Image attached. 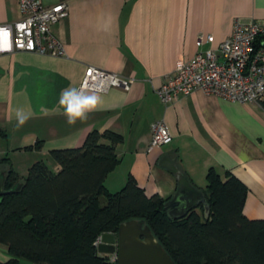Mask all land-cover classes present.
Here are the masks:
<instances>
[{
  "label": "crops",
  "instance_id": "1",
  "mask_svg": "<svg viewBox=\"0 0 264 264\" xmlns=\"http://www.w3.org/2000/svg\"><path fill=\"white\" fill-rule=\"evenodd\" d=\"M42 2L68 5V16L52 27L65 56L0 55V180L6 179L10 165L21 177L38 162L58 172L54 151L82 147L93 131H112L124 141L116 147L120 163L105 181L110 193L120 192L133 178L147 196L172 200L178 181L167 167L174 160L201 192L211 169L223 179L235 176L249 190L244 215L264 220V107L202 90L167 105L156 93L179 63L190 62L201 50L217 51L231 37L235 20H264V0ZM21 17L18 0H0V25ZM89 68L132 82L129 90L97 92L102 105L70 125L58 107L59 94L69 86L79 88ZM17 107L33 112L19 127ZM157 121L166 124L173 141L150 150ZM12 259L7 247L0 246V262ZM20 264L33 263L21 259Z\"/></svg>",
  "mask_w": 264,
  "mask_h": 264
},
{
  "label": "trees",
  "instance_id": "2",
  "mask_svg": "<svg viewBox=\"0 0 264 264\" xmlns=\"http://www.w3.org/2000/svg\"><path fill=\"white\" fill-rule=\"evenodd\" d=\"M123 141L115 132L93 131L82 147L51 154L58 172L38 162L21 177L10 165L0 198V246L13 259L0 264H117L95 243L131 220H145L176 264H264V220L244 215L245 184L211 169L202 191L209 212L200 206L170 219L164 206L171 199L147 196L133 178L118 193L106 189Z\"/></svg>",
  "mask_w": 264,
  "mask_h": 264
},
{
  "label": "built area",
  "instance_id": "3",
  "mask_svg": "<svg viewBox=\"0 0 264 264\" xmlns=\"http://www.w3.org/2000/svg\"><path fill=\"white\" fill-rule=\"evenodd\" d=\"M21 19L0 25V55L28 52L65 56L63 43L52 27L68 16V5L46 6L42 0H18ZM209 43L214 41L211 36ZM203 39L199 41V47ZM132 80L97 68L87 69L80 87L104 93L111 88L129 90ZM79 87V88H80ZM196 90L242 104L264 107V20L245 23L235 20L231 37L217 51L201 50L190 62L179 63L173 75L156 90L164 104ZM150 150L169 145L172 134L163 121L152 125ZM102 236L95 243L98 249ZM113 262H117L115 256Z\"/></svg>",
  "mask_w": 264,
  "mask_h": 264
},
{
  "label": "water",
  "instance_id": "4",
  "mask_svg": "<svg viewBox=\"0 0 264 264\" xmlns=\"http://www.w3.org/2000/svg\"><path fill=\"white\" fill-rule=\"evenodd\" d=\"M167 168L178 181L175 196L164 206L168 217L182 219L200 206H204L208 213L209 205L204 194L183 174L176 161H171ZM4 181L0 180V197L6 193ZM98 252L115 256L117 264H176L153 235L145 220L124 222L116 234H104Z\"/></svg>",
  "mask_w": 264,
  "mask_h": 264
},
{
  "label": "clouds",
  "instance_id": "5",
  "mask_svg": "<svg viewBox=\"0 0 264 264\" xmlns=\"http://www.w3.org/2000/svg\"><path fill=\"white\" fill-rule=\"evenodd\" d=\"M101 105L102 97L92 89L69 86L62 89L59 94L58 107L63 108V114L70 125H74L78 120H86L88 114L97 110ZM41 112L48 115L49 109L41 108ZM32 116L33 112L30 109L25 110L23 107L15 109L18 127L23 126Z\"/></svg>",
  "mask_w": 264,
  "mask_h": 264
},
{
  "label": "rangeland",
  "instance_id": "6",
  "mask_svg": "<svg viewBox=\"0 0 264 264\" xmlns=\"http://www.w3.org/2000/svg\"><path fill=\"white\" fill-rule=\"evenodd\" d=\"M51 168V170H53L54 171V168L53 167H50ZM102 203L104 204L105 203V201L104 200H102Z\"/></svg>",
  "mask_w": 264,
  "mask_h": 264
}]
</instances>
